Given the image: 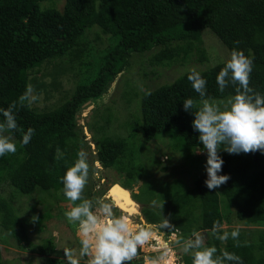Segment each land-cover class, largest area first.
Segmentation results:
<instances>
[{"label":"trees","instance_id":"trees-1","mask_svg":"<svg viewBox=\"0 0 264 264\" xmlns=\"http://www.w3.org/2000/svg\"><path fill=\"white\" fill-rule=\"evenodd\" d=\"M52 1L0 0V109H7L16 101L14 114L19 127L24 132L28 128L35 130L27 145L21 143L22 133H15L17 152L0 157V186L8 181L22 195L31 194L36 188L62 191L61 178L85 139L77 127L83 105H95L109 84L126 70L132 54L159 47L161 50L152 58L156 64L180 54L185 58L196 55L203 62L207 57L201 47L202 34L209 30L225 46L229 56L237 49L253 58L250 86L264 95V0H62V10L42 5ZM94 27L108 36L110 42L94 61L96 64L89 65L84 61L91 49L85 32ZM51 62L86 66L90 78L82 72L80 80L84 82L77 84L70 98L52 110L21 106L19 97L28 86L30 72ZM225 63L226 60L199 71L207 81L205 98L220 100L235 95V86L230 84L221 93L216 82ZM189 73L141 93V125L137 131L145 142L163 134L177 138L189 148L203 149L199 133L192 127L194 115L183 108L184 100L200 99L187 78ZM95 148L96 161L103 169H112L119 158L131 153L128 141L118 137L102 135L95 139ZM220 155L224 164L219 174L230 176L220 186L225 209L233 210L235 220L243 226L264 227V153L222 151ZM129 165L128 183L144 178L145 174L135 169L133 161L129 160ZM206 179L204 174L195 176L193 187L160 204L156 212L142 209L147 224L159 226L164 217L168 218L175 227H157L166 236L174 231H197L204 237L206 246L217 248V255L226 250L240 256L243 264H264L261 253L264 230H245L246 233L238 230L240 246L237 247L230 235L234 229L228 228L229 238L221 248V241L212 233L215 228L221 235L225 216L221 213L218 191L209 190ZM0 227L20 248L47 257L48 264H59L52 257L55 245L51 241L33 245L24 222L1 192ZM0 264H3L1 252ZM182 264H192V256L184 257Z\"/></svg>","mask_w":264,"mask_h":264},{"label":"rangeland","instance_id":"rangeland-1","mask_svg":"<svg viewBox=\"0 0 264 264\" xmlns=\"http://www.w3.org/2000/svg\"><path fill=\"white\" fill-rule=\"evenodd\" d=\"M42 5L54 6L62 10L64 2L53 0ZM85 33L86 41L91 49L89 57L84 61L89 65H95L94 61L98 60L107 48L110 39L102 35L98 27ZM202 41L201 47L207 57V60L203 62H199L196 55L190 54L185 58L183 54H180L172 60L156 64L152 58L161 50L159 47L143 54H132L126 70L109 84L107 91L101 95L95 105L92 103L83 105V111L77 118V127L81 128L80 136L84 135L85 139H82L79 151L83 150L87 153L89 163L92 165L89 182L84 191L86 198L104 197L105 202L110 203L103 194L113 186H119L122 190L129 191L131 199L138 206L137 211L129 212L130 205H126L125 211L136 223L147 224L142 215V209L143 211L151 209L156 212L160 204L185 192L187 188L193 187L195 176L201 174L207 176L206 152L197 154L194 151L199 148H189L177 138L163 134L145 142L137 131L141 125L140 98L143 91L170 84L193 68L203 71L228 59V50L209 30L203 32ZM79 68L78 63L69 65L66 62H51L32 70L29 74L28 85H32L34 95L38 99L31 106L38 111H49L69 99L77 84L84 82L80 80L82 74L84 73L87 78L91 75L87 73L86 66ZM227 99L213 101L223 105ZM135 129L137 132H133ZM102 135L124 138L128 141V150L131 153L127 157L119 158L112 169L101 168L95 158V139ZM222 151L223 149L220 153ZM78 152L73 155L71 166L77 159ZM129 160L133 161L136 170H141L145 174L144 178L138 182L128 183L126 172L130 170ZM216 190L221 200V213L225 216L221 226V235L228 228L245 233V230L252 232L264 230L262 226L246 227L237 222L235 212L225 209L226 202L221 188ZM0 192L1 196L12 206L15 214L24 222L28 239L33 245H46L51 241L56 247L52 257L59 264H67L65 249L72 252L74 258L79 259V264H87V256L79 257L81 245L77 235V226L69 223L64 215L71 205L62 191H42L36 188L31 194L22 195L6 181L1 184ZM120 202L123 204L122 200ZM113 212L115 215L121 213L115 209ZM34 215L39 217L35 223L32 222ZM154 232L155 241L151 240L144 247L139 248L138 255L130 262L131 264H145L146 257L156 259L163 256L168 249L175 253L174 257L169 254L171 264L174 262L182 264L184 257L191 256V253L186 254L183 251L184 241L192 235L189 230L174 231L173 234L166 236L156 227ZM223 243L224 241H221V248ZM0 252L3 264H48L47 257L20 248L16 240L1 227ZM261 253L264 255V252ZM256 254L260 253L256 251Z\"/></svg>","mask_w":264,"mask_h":264},{"label":"clouds","instance_id":"clouds-1","mask_svg":"<svg viewBox=\"0 0 264 264\" xmlns=\"http://www.w3.org/2000/svg\"><path fill=\"white\" fill-rule=\"evenodd\" d=\"M253 66V58L244 51H231L216 77L221 93L230 84L235 86V95L228 97L223 105L205 98L207 81L198 70L191 69L187 77L200 99L184 100L183 108L194 115L192 127L199 133V142L203 145V149L194 152L207 154L205 184L209 190L219 188L230 179L228 175L219 174L224 164L219 154L221 149L229 154L264 153V95L250 86ZM37 99L32 85H28L19 97V104L31 107ZM16 107L17 102L14 101L7 109H0L3 116L0 120V157L17 152L16 132L22 133L21 143L27 145L35 131L28 128L24 132L19 127L14 114ZM91 169L87 153L81 150L74 164L67 168L61 178L62 192L71 205L64 215L69 223L77 226L81 245L79 257L87 256V264H130L137 257L138 249L154 238L156 227L171 229L175 226L165 217L159 226L138 224L117 206L105 202L104 197L86 198L84 191ZM113 207L122 213L115 215ZM38 220V216L32 217L33 223ZM212 234L222 242L229 238L228 232L219 235L215 228ZM230 235L239 247V231L233 230ZM64 251L67 264H79V259L74 258L72 252ZM183 251L191 253L192 264H243L242 258L235 253L224 250L217 255V248L206 246L204 237L197 231H193L191 238L184 241ZM169 254L171 257L175 255L168 249L156 259L146 257L145 264H171Z\"/></svg>","mask_w":264,"mask_h":264},{"label":"bare ground","instance_id":"bare-ground-1","mask_svg":"<svg viewBox=\"0 0 264 264\" xmlns=\"http://www.w3.org/2000/svg\"><path fill=\"white\" fill-rule=\"evenodd\" d=\"M88 110H90V109H88ZM87 112V110L86 111H84V114ZM119 191H121V188L119 187V186H113L112 188H111V190L109 191V195L113 198V200L115 201V203L118 205V206H120L123 210H126V206L124 205V203L122 204L121 202H120V196L119 197H116V196H118L119 194H121ZM124 200H126V202H128V204H130L129 202H130V200L128 199V198H126V197H124ZM131 205H132V203H131ZM132 206H134V204L132 205ZM132 209L133 210H135L133 207H132Z\"/></svg>","mask_w":264,"mask_h":264},{"label":"flooded vegetation","instance_id":"flooded-vegetation-1","mask_svg":"<svg viewBox=\"0 0 264 264\" xmlns=\"http://www.w3.org/2000/svg\"><path fill=\"white\" fill-rule=\"evenodd\" d=\"M121 194H119L118 196H116V197H119L120 199V201L122 200L123 201V203H125L124 205L126 206V205H130V209H128L129 210V212H131L133 209H132V207L133 208H135V205L134 206H132L133 205V203L131 202V201H133L132 199H131V197H130V194L128 193V192H124V190H122L121 189V191H119ZM124 197H126V198H128L129 200H130V204H128V202H126V200H124ZM113 199V198H112ZM134 202V201H133ZM131 203H132V205H131ZM116 206L119 208V209H121V210H123L120 206H118L117 204H116ZM123 211H125V210H123ZM122 213V212H121ZM120 213V214H121Z\"/></svg>","mask_w":264,"mask_h":264},{"label":"water","instance_id":"water-1","mask_svg":"<svg viewBox=\"0 0 264 264\" xmlns=\"http://www.w3.org/2000/svg\"><path fill=\"white\" fill-rule=\"evenodd\" d=\"M89 107V106H88ZM84 113V112H83ZM111 190V188L110 189H108V191L106 192V197L107 198H110L111 199V201L113 202V204L116 206V203H115V201L112 199V197L109 195V191ZM124 192H128L129 193V191L128 190H126V189H124ZM130 194V193H129ZM131 197V196H130ZM134 205H135V210L137 211V208H138V206H137V204L135 203V202H133V201H131ZM121 210V209H120ZM124 214H126V215H128L127 214V212L126 211H123V210H121Z\"/></svg>","mask_w":264,"mask_h":264}]
</instances>
